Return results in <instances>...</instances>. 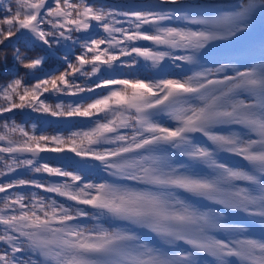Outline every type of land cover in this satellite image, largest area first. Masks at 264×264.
I'll list each match as a JSON object with an SVG mask.
<instances>
[{"label":"snow or ice","instance_id":"6c2138e0","mask_svg":"<svg viewBox=\"0 0 264 264\" xmlns=\"http://www.w3.org/2000/svg\"><path fill=\"white\" fill-rule=\"evenodd\" d=\"M216 7L0 0V65L10 77L0 85V264H200L202 255L264 264V239L225 218L242 213L264 229V34L258 60L205 61L212 46L251 32L264 0L199 11ZM141 61L161 74L134 75ZM166 61L178 74H163ZM23 109L87 126L49 135L17 123ZM181 193L221 210H201Z\"/></svg>","mask_w":264,"mask_h":264},{"label":"trees","instance_id":"16d2710c","mask_svg":"<svg viewBox=\"0 0 264 264\" xmlns=\"http://www.w3.org/2000/svg\"><path fill=\"white\" fill-rule=\"evenodd\" d=\"M217 1H221L222 3L225 1V0H217ZM100 3H106L104 0L103 1H99ZM107 4V3H106ZM232 8H229L225 5H222V8L219 10V11H222V10H230ZM255 29H264V16H261L260 14H257L256 17L254 18V20L252 21V30H255ZM38 54H42L40 49L36 48V49H32L31 47H29V55H38ZM222 60H225L223 57H215L213 60H211L209 62V64H212V63H215L217 61H222ZM9 66L11 67L12 65V60H11V54L9 52ZM51 63L53 64V59L50 60L49 62V67L51 68L52 66ZM171 64V63H170ZM179 70L176 69L172 64H171V67L170 69H168L166 71V75H176L178 74ZM19 75L20 76H23L25 77V79H30V77L26 76L25 74V70L23 69H20L19 71ZM134 75H138V76H141V77H153V74H152V70H151V66H150V62H144V61H141V63L137 66V71L134 73ZM9 75L7 73H4L3 72V65H0V85L4 84L7 79H9ZM54 96H49V102L50 103H53L54 102ZM67 98L65 96H61V101L60 102H64V103H67ZM54 104V103H53ZM34 122V121H33ZM33 122H30L31 125H33L32 123ZM30 125V126H31ZM87 126V122L81 120V119H77L76 121H74L68 128H66L62 134H67L68 130H76V129H79L81 127H85ZM221 131H227V129H221ZM47 134L49 135H55L56 134V130H55V127L54 126H49V129H48V132ZM199 142V141H198ZM201 143V142H200ZM221 159L228 163L229 165L233 166V167H244V165L242 163H240L238 160H235L233 158H229V157H225V156H221ZM72 166H75L74 164H70ZM198 172L202 173V174H207V169H204V168H198L196 169ZM93 177L96 176V172L93 170L91 173H90ZM181 196L183 198H186L189 200L190 203L194 204V206L200 208L201 210H212V208L209 206V205H203L201 203H199L198 201L194 200L189 194H186V193H181ZM234 224H237V225H245V226H248V224H245V223H242V222H233ZM141 234V236L143 237V239L145 240V242L149 243L150 245L156 247V248H159L160 247L158 246V244L151 238L149 237V235L143 233V232H139ZM247 235L249 236H252V237H255L257 239H264V235H260V234H256V233H253V232H248ZM203 264H213V262H211V260H204L203 261Z\"/></svg>","mask_w":264,"mask_h":264},{"label":"rangeland","instance_id":"374dc122","mask_svg":"<svg viewBox=\"0 0 264 264\" xmlns=\"http://www.w3.org/2000/svg\"><path fill=\"white\" fill-rule=\"evenodd\" d=\"M222 45H223V44H218V45L212 46L211 49H210L209 54H210L211 52H213L214 50L217 51L216 49L220 48ZM220 50H221V51H225V48L222 47V48H220ZM54 64H56V59H55V58H53V64L51 63L50 66H52V65H54ZM49 68H50V67H49ZM53 100H54V99H53ZM28 110H30V109H28ZM37 114H38L39 116H47V115H44V114H39V113H37ZM256 225H257V224H256ZM105 226L107 227L108 224L105 223ZM259 226H260V225H259ZM144 230H145V229H144ZM136 231H137V230H136ZM146 231H147V230H146ZM169 247H172V246L168 245V248H169Z\"/></svg>","mask_w":264,"mask_h":264}]
</instances>
